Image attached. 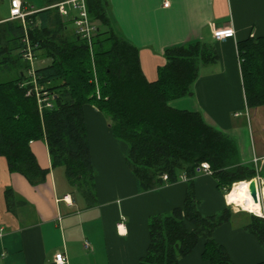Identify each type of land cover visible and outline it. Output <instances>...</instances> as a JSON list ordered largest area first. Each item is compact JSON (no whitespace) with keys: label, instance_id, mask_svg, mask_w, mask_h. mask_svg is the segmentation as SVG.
Masks as SVG:
<instances>
[{"label":"trees","instance_id":"16d2710c","mask_svg":"<svg viewBox=\"0 0 264 264\" xmlns=\"http://www.w3.org/2000/svg\"><path fill=\"white\" fill-rule=\"evenodd\" d=\"M52 0L31 8L24 23L0 21V66L17 69L16 78L0 81V156L10 172L30 184L45 180L49 169L39 165L30 142L44 140L51 167L62 166L73 190L95 203L94 170L83 109L93 105L108 120L113 137L127 144L125 162L139 192L171 184L186 176L181 206L148 219L149 242L139 264H179L204 239L201 257L209 264H234L214 230L231 219L229 208L213 215L198 210L193 178L207 162L216 186L228 194L232 185L257 176L243 163L234 139L209 123L199 111L174 108L170 101L191 95L201 64L218 60L211 44L198 40L165 47L157 77L148 81L138 48L113 28L108 0H85L95 25L90 46L75 31L72 18L61 15ZM35 61L40 97L48 92L51 106L39 104L23 57L27 42ZM247 108L264 105V35L236 43ZM39 59H46L39 63ZM33 93V92H32ZM166 174L167 178L162 179ZM244 225L264 247V217L241 211ZM188 224L192 228L188 227ZM253 264H264V260Z\"/></svg>","mask_w":264,"mask_h":264},{"label":"crops","instance_id":"0c3cea01","mask_svg":"<svg viewBox=\"0 0 264 264\" xmlns=\"http://www.w3.org/2000/svg\"><path fill=\"white\" fill-rule=\"evenodd\" d=\"M108 15L118 34L138 48L148 81L156 79L165 47L194 40L214 46L218 60L201 64L192 94L173 99L170 105L199 111L233 139L237 136L242 146L240 150L237 145L240 161L253 164L264 181L260 174L264 170V105L246 106L236 46L249 36L264 35V0H108ZM226 27L234 30L233 37L213 36V29ZM46 61L39 59V63ZM12 70L17 75V69ZM83 113L95 203L89 205L75 195L62 166L51 167L44 140L30 142L39 165L49 169L41 183L32 185L23 175L10 172L0 156V264H55L57 251L66 254L67 264H139L149 242V217L182 205L187 180L139 192L125 162L127 144L113 137L109 120L95 106L85 105ZM263 181L260 188L264 189ZM193 185L203 215L230 209L231 219L219 225L213 237L233 263L263 261L264 247L244 228L248 214L233 209L214 177L199 172ZM203 244L200 238L179 264H209L201 257Z\"/></svg>","mask_w":264,"mask_h":264},{"label":"built area","instance_id":"2783aa9c","mask_svg":"<svg viewBox=\"0 0 264 264\" xmlns=\"http://www.w3.org/2000/svg\"><path fill=\"white\" fill-rule=\"evenodd\" d=\"M167 5L168 3H164V6H167ZM54 6L57 8V11L61 15L72 18L75 33L79 37L85 39L88 45L90 46L91 38H92L93 32L95 31L96 27L89 20V17L86 11L85 0H64V1H59ZM30 9L24 8L20 0H10L8 19L9 20L18 19L22 23H24L25 17L34 11ZM233 35H234V30L231 27L213 29V36L216 39L229 38V37H233ZM23 57L29 63V68H28L27 73L30 76V82L33 84L32 89L27 91V95L34 94L39 104L43 102L46 104V106L50 107L51 103L49 102V98L47 95L48 92L43 91L42 94L45 97L43 99L40 97L41 95L40 92L42 91V87L38 86L36 83V74H35L36 58L33 55L28 42H27L26 52L23 54ZM256 160L257 159L255 158L253 161L256 162ZM198 169H199V172H203L209 175L212 174V170L207 162H201ZM166 178H167V175L163 174L162 179H166ZM255 178H256L257 187H258V184L260 185L263 179L259 177L258 175ZM181 179L186 180V176L181 175ZM231 205L233 206V204ZM117 226L118 228H120L122 226V222L119 223ZM84 246L88 247V242H85ZM54 263L55 264H67L66 254L63 251L55 252Z\"/></svg>","mask_w":264,"mask_h":264},{"label":"rangeland","instance_id":"374dc122","mask_svg":"<svg viewBox=\"0 0 264 264\" xmlns=\"http://www.w3.org/2000/svg\"><path fill=\"white\" fill-rule=\"evenodd\" d=\"M24 1L27 3L28 7L35 8V7H40V6L45 5L49 0H24ZM9 4H10V0H0V17L1 18H6L9 16ZM73 28H74L73 23L72 24L70 23L68 26V30H72ZM16 76L17 75L15 74L14 70H8L5 67L0 66V81L10 80V79L15 78ZM252 113L253 112H251V116H252ZM245 116L247 117V115H245ZM245 116H243V119H246ZM245 129H246V127H245ZM234 138H236V139H234L237 143L236 145H238V147L241 150L242 149L241 142L238 140L237 136ZM260 174L264 176V170H262ZM258 188H259V190L262 189V187L260 188L259 184H258ZM75 192H76L75 195L81 196L78 191H75ZM239 204L240 203H238L237 206L233 205V209L238 210V212L239 211L240 212L245 211L246 208L243 205H239ZM261 206H262V208L264 207L262 200H261ZM242 209H245V210H242ZM242 218L243 217L240 216L238 219L241 220Z\"/></svg>","mask_w":264,"mask_h":264},{"label":"bare ground","instance_id":"6f19581e","mask_svg":"<svg viewBox=\"0 0 264 264\" xmlns=\"http://www.w3.org/2000/svg\"><path fill=\"white\" fill-rule=\"evenodd\" d=\"M258 189V202H254L249 194L248 181L236 182L232 185L230 191L228 192V198L231 200L229 203L243 205L247 211L254 213L255 215H264V207L261 206V200L264 194V189ZM226 195V194H225ZM236 203H234V202Z\"/></svg>","mask_w":264,"mask_h":264},{"label":"water","instance_id":"95a60500","mask_svg":"<svg viewBox=\"0 0 264 264\" xmlns=\"http://www.w3.org/2000/svg\"><path fill=\"white\" fill-rule=\"evenodd\" d=\"M248 190H249V194L252 198V200L254 202H258V189H257V181H256V178H252L248 181ZM262 202H263V206H264V194H263V197H262ZM261 216V215H259ZM264 217V216H262Z\"/></svg>","mask_w":264,"mask_h":264}]
</instances>
